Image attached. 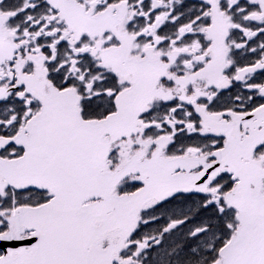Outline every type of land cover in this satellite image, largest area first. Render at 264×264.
Segmentation results:
<instances>
[{
	"label": "snow or ice",
	"instance_id": "snow-or-ice-1",
	"mask_svg": "<svg viewBox=\"0 0 264 264\" xmlns=\"http://www.w3.org/2000/svg\"><path fill=\"white\" fill-rule=\"evenodd\" d=\"M0 264H264V0H0Z\"/></svg>",
	"mask_w": 264,
	"mask_h": 264
}]
</instances>
